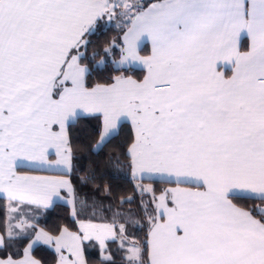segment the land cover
I'll use <instances>...</instances> for the list:
<instances>
[{
	"label": "snow or ice",
	"instance_id": "1",
	"mask_svg": "<svg viewBox=\"0 0 264 264\" xmlns=\"http://www.w3.org/2000/svg\"><path fill=\"white\" fill-rule=\"evenodd\" d=\"M105 18L119 43L96 63L86 52ZM117 47L115 74L94 80ZM81 121L96 122L86 145L73 142ZM128 125L107 158L150 200L140 219L97 223L76 152L102 153ZM58 200L75 230L39 226ZM0 201V264H42L38 245L55 264H90L92 241L98 264H117L109 241L119 264H264V0H0Z\"/></svg>",
	"mask_w": 264,
	"mask_h": 264
},
{
	"label": "trees",
	"instance_id": "2",
	"mask_svg": "<svg viewBox=\"0 0 264 264\" xmlns=\"http://www.w3.org/2000/svg\"><path fill=\"white\" fill-rule=\"evenodd\" d=\"M148 2H151V0H148ZM119 32L120 29L116 27V23L108 24L105 20L101 21L96 31L89 37L91 43L88 46L86 55L91 57L94 52H99L100 55L96 56L95 62L104 57L103 49L118 37ZM246 42L244 40L243 44L246 45ZM114 52L116 55L111 57L112 59H117L119 56L118 48H115ZM145 52H147L146 46L143 47L142 53ZM113 67L112 60L108 59L105 67L99 68L93 73V79L103 81L105 78L114 75L115 73L111 71ZM128 74L134 75L136 78H142L143 72L139 69H134L133 72ZM95 123V121H91L86 124L84 121H81V123L75 125L72 131L73 142L78 145L89 144L90 142L87 139L88 130ZM122 127L123 131L120 133L118 140L113 141V144L104 149L102 153L95 154L89 152L87 148H79L76 152L77 160L75 163L78 171L72 177L73 183L76 185L82 198H87L89 202L95 200L98 204L102 205L105 211L97 210L94 221L97 223L110 222L115 212H131L134 214V219H140L143 215V203H147L150 200V194H143L142 203L141 194L136 188L137 181L132 179L130 170L122 166L118 167L115 162H109L107 158L115 150L114 146L122 142L131 133L130 125ZM93 170L95 171L96 179L88 183H81V180L86 178L89 172ZM144 183H149V181H144ZM163 186L165 185L154 184L156 188H162ZM106 188L109 191H105ZM129 197L132 198L131 203H122V201H127ZM2 205L3 201H0V224L4 222ZM37 221L40 227L54 234L57 233L59 228L66 225L75 230L70 207L60 202H56L49 209H39ZM146 230V228L140 226H134L131 229L138 238H142ZM2 231L3 229L0 228V232ZM118 245L117 241H109L108 244L109 251L116 253L117 264H119ZM85 246L90 264H98L101 259L98 244L95 241L85 242ZM33 254L35 258L42 261V264L55 263V253L49 248L39 245L35 248Z\"/></svg>",
	"mask_w": 264,
	"mask_h": 264
},
{
	"label": "crops",
	"instance_id": "3",
	"mask_svg": "<svg viewBox=\"0 0 264 264\" xmlns=\"http://www.w3.org/2000/svg\"><path fill=\"white\" fill-rule=\"evenodd\" d=\"M246 44H247V42H246ZM146 47H147V52H145V53H142L141 52V55H148V54H150V51H151V44H150V42L146 45ZM118 59V58H117ZM223 70V69H222ZM230 74V73H229ZM27 171V170H26ZM30 174H35V175H47V174H49V173H39V172H32V173H30ZM166 186V185H165ZM165 186H163V187H165ZM159 194V193H158ZM157 194V195H158ZM57 202H60V203H64V204H66L65 203V201H62V200H58ZM69 207H70V209H71V206L70 205H68ZM98 248H99V245H98ZM101 258V257H100ZM55 264V263H54Z\"/></svg>",
	"mask_w": 264,
	"mask_h": 264
},
{
	"label": "rangeland",
	"instance_id": "4",
	"mask_svg": "<svg viewBox=\"0 0 264 264\" xmlns=\"http://www.w3.org/2000/svg\"><path fill=\"white\" fill-rule=\"evenodd\" d=\"M105 21H106V23H116V21H112V22H107V20H106V18H105ZM115 40H117V38L115 39ZM114 41V40H113ZM117 42L119 43V41L117 40ZM118 48V47H117ZM118 50H119V48H118ZM104 57H101L100 59H98L97 61H96V63H98L101 59H103ZM108 59H110V60H114V59H112V57L111 56H108L107 57V60ZM44 175V174H43ZM62 201H64V200H62ZM118 242V244H119V241H117ZM39 246V245H38ZM41 246H44V247H46V248H49V249H51V250H53L54 251V249H52L51 247H49V246H46V245H41ZM99 255H100V249H99ZM101 257V256H100Z\"/></svg>",
	"mask_w": 264,
	"mask_h": 264
}]
</instances>
